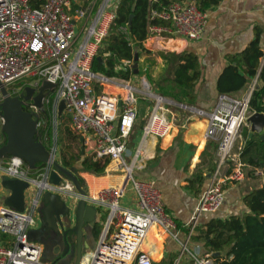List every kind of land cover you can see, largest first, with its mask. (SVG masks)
Instances as JSON below:
<instances>
[{
    "label": "built area",
    "instance_id": "1",
    "mask_svg": "<svg viewBox=\"0 0 264 264\" xmlns=\"http://www.w3.org/2000/svg\"><path fill=\"white\" fill-rule=\"evenodd\" d=\"M114 1L0 0V81L8 86L30 78L18 85L12 95H20L28 85L38 89L45 80L54 83L53 88L45 90L44 105L52 103L55 134L62 126L59 122L67 120L74 133L85 137L84 143L92 150L90 155L109 159L106 173H124L119 184L104 186L88 195V203L108 212L89 264H154L151 254L142 248L149 229L157 225L173 234L172 230L179 227L166 210L156 181L134 176L141 150L134 151L130 139L139 114L137 94L144 95L143 99L152 106L142 127L145 138H162L171 132L169 107L173 102L156 93L146 78L142 84L149 91L133 86L129 80L93 71V60L116 16L119 0ZM157 18L168 24L152 25L148 40L164 37V33L199 40L205 30L207 12L195 0H175L162 10L153 9L151 19ZM132 62L127 60L122 67H133ZM255 87L250 86L241 97L219 94L210 112L195 109L207 116L206 139L217 142L216 167L198 197L187 224L186 242L175 264H180L186 253L192 264H218L211 253L193 255L188 244L203 214L214 213L223 205L225 185L247 177V165L241 162L235 147L244 129L250 126L247 118ZM61 101L64 107L59 115ZM28 109L37 114L42 110L32 100L28 101ZM1 125L0 117V131ZM5 163V175L33 182L44 192L51 191L45 169L32 175L25 170L24 160L16 156ZM255 175L263 178L264 172L256 169ZM129 191L136 197V207L123 203ZM39 203L34 198L23 211L0 204V264H39L41 249L30 235Z\"/></svg>",
    "mask_w": 264,
    "mask_h": 264
},
{
    "label": "crops",
    "instance_id": "2",
    "mask_svg": "<svg viewBox=\"0 0 264 264\" xmlns=\"http://www.w3.org/2000/svg\"><path fill=\"white\" fill-rule=\"evenodd\" d=\"M257 32L260 33V45L264 51V0H222L215 8L207 11V23L199 40L164 36L155 40L147 39L144 45L152 51L164 50L180 53L188 50L197 54L200 61L201 75L195 88L196 102L194 106L197 109L210 112L220 94L217 88L220 74L230 63L231 57L240 55L248 44L256 38ZM263 64L264 55L261 58V65ZM131 80L130 78L129 81L131 82ZM253 84L264 85V80L258 82V79L255 78L249 87ZM247 89L244 88L235 92L233 96L240 97ZM140 100L147 102L143 98L138 99V120L133 131L134 137H131L136 141V148L130 143L132 149L134 151L141 150L134 176L138 179H153L156 181V185L162 193L166 210L176 221L179 230L186 234L187 224L197 205L198 197L208 185L215 170L217 142L206 139L207 116L197 120L187 118L185 125H177L174 123L175 117L170 115L173 121L172 130L168 134L170 141L165 143L163 137L148 136L145 138L142 125L146 119L141 113ZM148 107L149 104L145 109L147 110ZM182 128L186 129L180 132ZM244 143L245 140H241L237 144L235 149L237 155H240ZM3 167L4 165L0 164L1 176H5ZM36 172L38 171L33 169L31 174L35 175ZM81 175L86 182L87 195L96 193L104 186L119 184L124 179L123 172L106 173L105 171L103 175L81 172ZM198 175L203 177L202 183L197 178ZM263 185L264 178L257 175L254 178L247 176L240 182H229L224 187L225 201L221 208L214 213L203 214L198 227L209 223L214 218L224 220L232 215L245 214L247 209L243 203V198ZM66 189L70 190L69 188ZM10 193L9 189H4L0 204L8 205L6 198ZM68 197L70 196L68 195ZM31 203L30 201L27 206L29 207ZM123 203L136 207V197L133 191H129L124 196ZM95 208L96 214L91 216L88 213L90 220L84 226L82 252L85 248L87 253L84 254L81 264H89L92 253L95 251L105 227L108 212L103 208L101 213L97 206ZM43 220L44 217L41 216L30 230H36V234L31 236V239L41 249L39 264H69L70 260L68 259L72 249L68 250V248L70 243L73 244L72 241L76 240V235L69 232L66 239L63 233L73 226L65 227L64 224V227L54 231L47 224L43 225ZM91 221L94 224L98 221L102 226L98 236L89 231L92 226ZM87 226L88 230H86ZM154 226L157 225H153L149 229L148 236L143 243V250L151 254L154 264H175L177 260L175 249L169 250L166 248V241L170 237V233L164 234L159 227ZM190 243V250L193 255L201 256L205 253H211L218 264H227L234 256L227 253L228 247L206 251L202 240H196L195 237ZM70 264H73V262ZM180 264H192L190 256L185 260H181Z\"/></svg>",
    "mask_w": 264,
    "mask_h": 264
},
{
    "label": "trees",
    "instance_id": "3",
    "mask_svg": "<svg viewBox=\"0 0 264 264\" xmlns=\"http://www.w3.org/2000/svg\"><path fill=\"white\" fill-rule=\"evenodd\" d=\"M175 0H119L116 7V16L109 35L104 40L97 56L93 60L94 72L102 73L109 77H118L129 80L135 74L134 68L125 66V61L134 60L135 53L141 57L142 52L152 56L153 63L158 59L163 60L174 68L172 84L158 86L164 96L172 97L184 104H195L196 84L200 79V61L192 51L184 50L180 53L172 51H152L144 45L150 35L152 25L163 26L168 22L162 19H151L153 9L162 10ZM183 1V0H180ZM198 7L207 12L220 4L222 0H195ZM127 29V33H124ZM166 37H172L170 33H164ZM136 48L140 51H136ZM264 51L260 45V33L251 41L246 49L238 56L231 57L230 63L224 68L217 82L220 94L238 92L249 88L252 81L264 80V64L261 58ZM101 56L102 60L97 57ZM241 97V96H240ZM251 112H264V85L257 84L250 102ZM29 110L28 108H26ZM40 133L46 147L51 150L54 147L55 129L52 116V103L45 104L41 110ZM145 123V122H144ZM144 124L142 125V127ZM4 134L0 146L6 143ZM80 135H77L68 127L66 129L65 143L59 152V161L67 168L77 173L84 188L86 182L81 172L103 175L109 159L98 158L95 155H85L74 150V144H84ZM239 159L250 169L247 176L254 178L255 170L264 172V140L259 134L247 137L240 152ZM46 163L36 164V168H46ZM200 183L203 177L198 175ZM247 212L243 215H232L227 219H212L209 223L198 227L196 240H202L205 250H220L228 247L227 253L233 254V258L227 264H264V185L253 190L243 198ZM102 226L97 221L89 228L93 235L98 236ZM162 264V263H159Z\"/></svg>",
    "mask_w": 264,
    "mask_h": 264
},
{
    "label": "water",
    "instance_id": "4",
    "mask_svg": "<svg viewBox=\"0 0 264 264\" xmlns=\"http://www.w3.org/2000/svg\"><path fill=\"white\" fill-rule=\"evenodd\" d=\"M97 59L102 60V57L98 56ZM138 60L139 54L135 53L133 64L135 74H138L139 71ZM54 86V83L45 80L38 89L28 85L20 95H12L7 89V86L0 81V93L2 96V101L0 102V117L2 118L1 130L6 135V143L0 146V157L2 156L3 150H6L9 155L23 159L26 165L32 168H36V164L38 163H46L45 175L50 184L49 189L51 191L44 192L37 187L35 198H38L39 202L44 204L43 225L47 224L54 231L64 227L62 216H68L71 212L69 205L59 195V193L74 195L61 187L64 182V177L74 184V187L77 189L75 195L79 200L77 201L75 209L76 257L73 264H81L85 213L88 212L91 216L95 215L96 208L88 203L87 191L83 183L80 182L79 175L65 167L56 158L55 149L49 150L42 141L39 124L40 114L26 109L28 108L29 100H32L35 105L43 109L44 97L46 96L45 90L53 88ZM172 102L176 103L173 100ZM181 106L187 108L185 104H181ZM63 107L64 102L61 101L58 110L59 115L62 114ZM247 121L250 123L249 137L259 134L264 140V112H252L247 118ZM80 140L84 142L85 137L81 136ZM31 183L33 182L5 175L2 180V185L11 192L6 198V203L20 211L25 210L28 205L25 190L31 186ZM90 224L93 226L94 222L91 221ZM69 232H74L73 227L64 231L63 234L66 239L68 238ZM35 234L36 230L30 231L31 236ZM69 246L68 250L72 249V243Z\"/></svg>",
    "mask_w": 264,
    "mask_h": 264
},
{
    "label": "rangeland",
    "instance_id": "5",
    "mask_svg": "<svg viewBox=\"0 0 264 264\" xmlns=\"http://www.w3.org/2000/svg\"><path fill=\"white\" fill-rule=\"evenodd\" d=\"M116 1L117 0H115L114 2H116ZM136 51H140L141 52V50L138 49V48H136ZM141 55L142 56L141 57L139 56V60H138V69H139L138 74H133L130 77L132 79L131 80V84L133 86L141 89V90L149 91L142 84L143 78H146V80L150 83L152 89L156 93L163 95V93H162V91L160 89H158V90H156V89L160 85H162V86L163 85L164 86H169V85L172 84L174 68L171 65H169L168 63H166V62H164L162 60H159V59H158V61L156 63H153L152 56H148L144 52H142ZM133 64H134V60L132 62V66H133ZM29 79L30 78H25V79H23L21 81L13 82V83H11V84H9L7 86V89L10 92H13L14 89L20 83L29 82L30 81ZM137 95L139 96V98H143V96H144V95H142L140 93L137 94ZM165 97H167V98H169V99L174 100L175 102H177V103H173L169 107L170 110L172 111L171 116L172 117H175V122L174 123L177 124V125H185V120L187 118L188 119L193 118V120H197L199 118H203V116H206V115H204V114L196 111L195 110L196 109V106H194V104H189V105L185 104V105H187V108H186V107H182L181 106V104H184V103L178 102L175 99H173L172 97H168V96H165ZM1 101H2V96H1V93H0V102ZM147 105H148L147 102H144V101H141L140 100L139 106L141 108V113L144 116V118L146 119V121H147V117H148V115L150 113V110L152 108V106H149L148 109L146 110L145 108H146ZM189 116H191V117H189ZM53 123H54V120H53ZM67 123H68L67 120H64V122L60 121L59 122V126L60 125H62V126L58 127L57 132L55 134V141H54V147L53 148L56 149L55 152H56V158L57 159H59V152H60L61 148L63 147V144L65 143V136H66V129H67V127L71 130L70 126ZM249 125H250V123H249ZM184 129H186V128L180 129V132H181V130H184ZM249 131H250V126L249 127H246L244 129L243 135L238 140L237 144H239V142L241 140H245L246 141L247 137L249 136ZM142 132H143V130H142ZM133 134H134V132L132 133L131 137L132 136L134 137ZM143 135H144V132H143ZM0 136H1V141H2L3 138H4V134H3V131L2 130L0 131ZM42 141H43V139H42ZM130 143L132 144V146L134 148H136L135 147L136 146L135 139L132 138L130 140ZM237 144H236V146H237ZM80 149H81V152L84 153L85 155H90L91 154V151H92L85 143L82 144V145L81 144H74V150L76 152H79ZM235 149H236V147H235ZM10 157H11V155H9L6 152V150H3L2 156L0 157V164L6 165L5 162L8 161L10 159ZM34 168L29 167L25 163V170H29L31 172V170H33ZM245 169H246V172L248 173L250 168L247 166V167H245ZM35 170L37 171L38 169H35ZM39 171L41 173L44 170H39ZM0 172H1V170H0ZM3 177L4 176H1L0 175V199L3 198V195L2 194H3V191L5 189L4 186L2 185ZM67 184H70L71 187H69L70 190H67V189L66 190L69 191V192H71V193H73L74 195H69L70 197H68V194H66V193H59V195L61 196V198L63 200L66 201V203L69 205V207L71 209L70 215H68V216H62V219H63V222L65 224V227H70V226H73L74 225V222H75V209H76L77 201L79 199L75 195V193H77V189L74 187V184L69 179H67L66 177H64L63 185L66 186ZM37 189L38 188L35 185V183H31V186L28 187L25 190L26 199H27V203L28 204H29L30 201L32 202V200L35 198L36 193H37ZM85 189L87 191V187H85ZM125 201H126V199H125ZM100 211L102 213L103 212V208L99 209V212ZM87 215H88V212H87ZM99 215H100V213H99ZM41 216H44V204L42 202L39 204V206L37 208V212H36V215H35V219L37 220ZM86 230H88V226H87ZM197 231H198V227L195 230V233L193 235V238L197 235V233H198ZM172 232H173V234H170V237L166 241V248L169 249V250H174L175 249L174 252H175V254L177 255V258H178L181 255V252L183 250V244L186 242L187 236H186V234H184L180 230H172ZM175 234H176V236H175ZM190 246H191V243L188 244V247L189 248H190ZM83 252L85 254V253H87V250L84 248V251ZM188 256H189V254L186 253L184 255V257L182 258V260H185ZM75 257H76V253H74L73 244H72V253H71V255H70L69 259H68V260H70L69 264L71 262H74L75 261Z\"/></svg>",
    "mask_w": 264,
    "mask_h": 264
},
{
    "label": "bare ground",
    "instance_id": "6",
    "mask_svg": "<svg viewBox=\"0 0 264 264\" xmlns=\"http://www.w3.org/2000/svg\"><path fill=\"white\" fill-rule=\"evenodd\" d=\"M169 136L167 135V136H165V137H163L165 140V143L166 142H168V141H170L171 139L170 138H168ZM92 177V176H91ZM104 179V178H103ZM99 180V179H98ZM106 180V179H105ZM109 183H111V182H109ZM89 214L87 215V212L85 213V225L87 224V222L90 220L89 219ZM154 227H159L162 231H163V233L164 234H167V231H165L162 227H160V226H154ZM73 229H74V234H75V225H73ZM84 231V230H83ZM83 245H84V242H83ZM73 249H74V253H76V240L75 241H73ZM83 256H84V253H83V255H82V259H83ZM82 259H81V261H82Z\"/></svg>",
    "mask_w": 264,
    "mask_h": 264
},
{
    "label": "flooded vegetation",
    "instance_id": "7",
    "mask_svg": "<svg viewBox=\"0 0 264 264\" xmlns=\"http://www.w3.org/2000/svg\"><path fill=\"white\" fill-rule=\"evenodd\" d=\"M22 84H24V83H20L19 85H22ZM35 169H38L37 171H39V170H44V167H41V168H35Z\"/></svg>",
    "mask_w": 264,
    "mask_h": 264
}]
</instances>
